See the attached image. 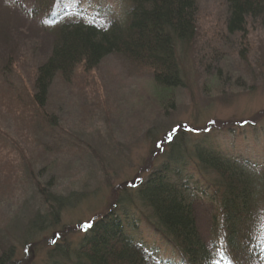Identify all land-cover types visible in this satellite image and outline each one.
Here are the masks:
<instances>
[{
	"label": "trees",
	"instance_id": "trees-1",
	"mask_svg": "<svg viewBox=\"0 0 264 264\" xmlns=\"http://www.w3.org/2000/svg\"><path fill=\"white\" fill-rule=\"evenodd\" d=\"M19 2L26 14L43 25L41 30L50 40V54L27 82L23 80L18 91L12 86V79L10 85V77L2 80L5 90L14 87L17 92L3 112L8 117L0 115V154L10 146L8 149L17 161L14 167L19 165L18 153L23 154L26 140L33 137H42L39 145L44 150L52 145L59 147L56 152H61L74 147L72 143L80 147L78 152L86 147L78 137L71 139L72 132L62 128L60 120L47 109L55 79L73 76L78 67L95 69L106 56L121 55L137 68L149 69L157 100L165 109L176 102L175 95L185 84L178 47L196 40L199 1ZM81 2L86 8H94L95 16L105 19L104 23H96L94 17L88 16ZM226 3L225 22L232 35L243 34L254 21L264 26V0ZM63 11L70 12V17L58 21ZM0 42L4 46L0 62L8 67L9 52L15 42L9 34L7 40L0 37ZM12 60L15 65L16 60ZM6 71L2 69V73ZM214 76V81L221 78ZM97 107L107 113L105 107ZM183 130L165 132L167 146L148 178L140 181L135 177L128 182L132 189L122 191L116 207L88 226L79 238H64L62 229L53 233L48 238L52 247L44 264H264V161L237 156L224 150L219 141L217 145L211 144L213 134L208 128L195 139L186 128ZM150 135L148 131L147 136ZM99 156L104 166L112 163L111 156ZM118 159L114 158V162ZM25 168H30L29 161ZM17 171L16 174L20 173ZM72 196L75 194L66 197L49 189L40 192L45 213L53 216L56 227L60 224V211L69 206ZM43 214L36 210L27 221L26 236L33 238L47 228L49 218ZM151 236L162 241L168 255H161L160 246L150 247L145 238L151 240ZM7 253L3 252L0 263L9 256Z\"/></svg>",
	"mask_w": 264,
	"mask_h": 264
},
{
	"label": "rangeland",
	"instance_id": "rangeland-1",
	"mask_svg": "<svg viewBox=\"0 0 264 264\" xmlns=\"http://www.w3.org/2000/svg\"><path fill=\"white\" fill-rule=\"evenodd\" d=\"M197 1L196 40L178 47L185 84L168 109L157 100L149 69L137 68L121 55H108L95 69L78 67L73 76L55 79L47 109L62 128L72 132L71 139L78 137L86 147L78 152L80 147L72 143L74 147L61 152L52 145L44 150L39 145L42 137H33L23 145V154L18 153L19 165L15 167L11 147L4 148L0 154V259L6 250L9 256L0 264H44L52 247L48 238L59 229L65 230L64 238H79L89 225L116 207L122 191L132 189L128 182L135 177L140 181L148 178L162 159L167 146L165 132L170 129L186 128L195 139L208 128L213 134L211 144L219 141L224 150L237 156L264 161V26L254 21L243 34L232 35L225 22L227 0ZM81 6L90 15L96 13L94 8ZM25 11L19 0H0V37L7 40L9 34L15 42L8 67L0 62L1 116L17 96L14 87L18 91L50 54L43 25ZM2 49L0 42V52ZM214 75L221 78L214 81ZM9 77L10 85L11 79L14 81L10 91L2 81ZM97 106L105 107L107 113ZM14 124L16 128V121ZM77 130L83 133L77 134ZM99 155L111 156L112 163L104 166ZM114 158L120 159L114 162ZM17 170L20 173L16 174ZM48 189L66 197L75 194L60 211L57 227L40 202V192ZM36 210L49 218L48 226L29 238L26 223ZM157 239L151 236L145 241L151 248L160 246L161 255H168Z\"/></svg>",
	"mask_w": 264,
	"mask_h": 264
},
{
	"label": "snow or ice",
	"instance_id": "snow-or-ice-1",
	"mask_svg": "<svg viewBox=\"0 0 264 264\" xmlns=\"http://www.w3.org/2000/svg\"><path fill=\"white\" fill-rule=\"evenodd\" d=\"M89 227H91V225H89Z\"/></svg>",
	"mask_w": 264,
	"mask_h": 264
}]
</instances>
